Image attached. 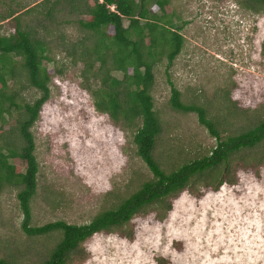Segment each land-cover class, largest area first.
Listing matches in <instances>:
<instances>
[{
	"label": "rangeland",
	"instance_id": "obj_1",
	"mask_svg": "<svg viewBox=\"0 0 264 264\" xmlns=\"http://www.w3.org/2000/svg\"><path fill=\"white\" fill-rule=\"evenodd\" d=\"M69 1L0 0V33L13 32V16H19L21 26L47 35L52 62L42 63L50 74L60 70L52 74L48 98L30 127L37 162L30 200V225L35 226L54 220L87 223L151 177L134 152L131 133L94 109L80 85L83 62L61 51L65 46L70 52L72 43L89 35L77 23L86 16L69 12ZM164 13L180 24L182 45L167 71L164 58L154 65L150 95L160 124L154 156L170 170L206 153L215 139L195 113L170 107L168 79L182 102L205 108L221 137L264 118V12L243 8L238 0H168ZM18 78L17 87L28 86L24 75ZM20 94L30 102L39 91L28 87ZM232 104L243 112L232 111ZM15 116L4 128L15 123ZM15 163L23 169L22 161ZM217 179L222 181L214 188ZM169 201L166 212L158 215L151 208L114 231L92 234L68 264H264V141L236 151L226 165L202 173ZM21 219L15 189L4 188L0 258L40 264L59 234L27 236Z\"/></svg>",
	"mask_w": 264,
	"mask_h": 264
},
{
	"label": "trees",
	"instance_id": "obj_2",
	"mask_svg": "<svg viewBox=\"0 0 264 264\" xmlns=\"http://www.w3.org/2000/svg\"><path fill=\"white\" fill-rule=\"evenodd\" d=\"M88 1V2H87ZM243 8L264 12V0H238ZM69 12L85 15L77 23L89 35L72 43L68 52L74 62H83L80 70L81 87L92 97L94 109L106 113L119 123L120 129L131 133L136 156L151 173L149 179L139 183L136 190L116 204L100 209L84 224L54 220L41 225H30V200L36 189L37 162L30 127L48 98L52 74L42 63L52 62L48 55L50 40L39 34L33 26H21L19 16H13V32L0 33V193L6 187L15 189V197L22 214L20 228L27 236L44 235L52 231L59 234L57 242L40 264H68L85 239L96 232H111L127 223L133 215L155 208L158 215L170 209L169 199L188 188L202 173L226 165L232 154L242 148H254L264 141V118L256 120L234 134L220 136L215 123L207 117L204 107L184 103L179 90L168 79V103L174 110L196 114L199 124L215 139L213 146L198 157L186 160L170 170L160 167L154 156L160 124L153 110L150 89L153 84V67L165 59V71L179 53L182 36L180 24L172 22L164 13L168 0H70ZM152 4L154 8L147 7ZM57 1L45 15L54 10ZM109 6H113L110 10ZM157 9L161 12L158 14ZM126 20V25L122 21ZM38 26L46 27L44 23ZM112 32L108 33L107 28ZM37 28V27H36ZM64 42H62L61 45ZM264 54V40L261 43ZM96 64V66L94 65ZM119 73V77L115 76ZM24 75L28 86H19ZM168 75V74H166ZM12 84L8 85V80ZM39 91L38 97L25 101L23 88ZM239 110L232 104V111ZM242 111V110H239ZM15 123L4 128L12 113ZM243 112V111H242ZM24 163L19 169L15 161ZM215 175V171H213ZM211 178H215L210 176ZM214 182L213 187L221 183ZM0 264H14L0 258Z\"/></svg>",
	"mask_w": 264,
	"mask_h": 264
},
{
	"label": "built area",
	"instance_id": "obj_3",
	"mask_svg": "<svg viewBox=\"0 0 264 264\" xmlns=\"http://www.w3.org/2000/svg\"><path fill=\"white\" fill-rule=\"evenodd\" d=\"M110 10H113V6H109Z\"/></svg>",
	"mask_w": 264,
	"mask_h": 264
}]
</instances>
